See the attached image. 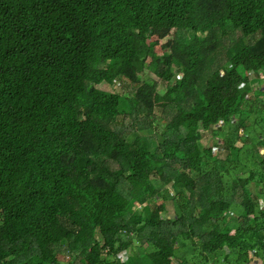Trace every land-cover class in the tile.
Listing matches in <instances>:
<instances>
[{
  "label": "trees",
  "instance_id": "16d2710c",
  "mask_svg": "<svg viewBox=\"0 0 264 264\" xmlns=\"http://www.w3.org/2000/svg\"><path fill=\"white\" fill-rule=\"evenodd\" d=\"M263 82L264 0H0V264H264Z\"/></svg>",
  "mask_w": 264,
  "mask_h": 264
},
{
  "label": "rangeland",
  "instance_id": "374dc122",
  "mask_svg": "<svg viewBox=\"0 0 264 264\" xmlns=\"http://www.w3.org/2000/svg\"><path fill=\"white\" fill-rule=\"evenodd\" d=\"M171 39H172V34L169 33L163 39H156L155 37H151V38H149V42L155 43L154 44L155 45V51L157 53H161L162 49L164 48L163 46H168L171 42ZM247 74H249L250 76H253V74L250 71H247ZM144 75H147V76L153 78L157 83H162V84L164 83V81H161L160 78L155 76L149 70H145ZM179 75H180V73H179ZM143 79L148 80L150 83L152 82V80L150 78H143ZM116 84L109 86V87L106 86L105 88L106 89H113L119 93H124V92L130 91V87L135 85V83L130 82L128 79H124V82L121 83L119 86H118V84L117 85ZM251 86H252V83H249V81L246 83L245 82L243 83L244 88H248ZM259 89H262V90L264 89V82L261 84ZM260 97L264 99L263 95H260ZM122 121H123V119L119 116L117 118V122H122ZM151 127L154 128L157 133L158 132L160 133L162 130L161 125L159 123H156V122L152 123ZM206 139H207L206 135H204V138L202 141L205 142ZM213 148H214V151H220L222 149V147L220 148V147H218V145H215V147H213ZM249 186H250V189L254 188V184H252V183ZM161 201H162V198L159 197L156 201L150 200L149 202H150V205H158ZM140 207H141V205H137V209H140ZM167 207H168L167 210L161 212V215L163 217H170L173 214V208H172V206H170L169 203L167 204ZM252 253H253L252 251H250V253H249L250 257L252 258L251 261L249 262V264H261V260L257 257L254 258ZM64 259H67V257H64Z\"/></svg>",
  "mask_w": 264,
  "mask_h": 264
},
{
  "label": "bare ground",
  "instance_id": "6f19581e",
  "mask_svg": "<svg viewBox=\"0 0 264 264\" xmlns=\"http://www.w3.org/2000/svg\"><path fill=\"white\" fill-rule=\"evenodd\" d=\"M124 256H125V253L121 252Z\"/></svg>",
  "mask_w": 264,
  "mask_h": 264
},
{
  "label": "clouds",
  "instance_id": "9594fccd",
  "mask_svg": "<svg viewBox=\"0 0 264 264\" xmlns=\"http://www.w3.org/2000/svg\"><path fill=\"white\" fill-rule=\"evenodd\" d=\"M121 252L125 253L126 251H121Z\"/></svg>",
  "mask_w": 264,
  "mask_h": 264
},
{
  "label": "crops",
  "instance_id": "0c3cea01",
  "mask_svg": "<svg viewBox=\"0 0 264 264\" xmlns=\"http://www.w3.org/2000/svg\"><path fill=\"white\" fill-rule=\"evenodd\" d=\"M125 254H127V252H125ZM252 259V258H251Z\"/></svg>",
  "mask_w": 264,
  "mask_h": 264
}]
</instances>
